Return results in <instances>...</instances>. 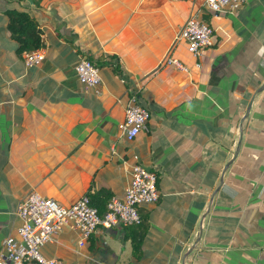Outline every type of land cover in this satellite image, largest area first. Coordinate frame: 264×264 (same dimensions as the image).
<instances>
[{
	"label": "crops",
	"instance_id": "0c3cea01",
	"mask_svg": "<svg viewBox=\"0 0 264 264\" xmlns=\"http://www.w3.org/2000/svg\"><path fill=\"white\" fill-rule=\"evenodd\" d=\"M204 4L0 0V254L27 192L64 205L101 186L122 196L137 156L159 190L145 205L142 257H131L124 228L101 225L80 246L78 232L64 227L43 255L65 264H264V0L220 12ZM13 6H28L42 29L37 64L17 52L7 27ZM192 15L214 27L213 44L198 55L178 38ZM169 52L187 68L162 64ZM99 54L119 66L99 65L96 92L75 63ZM132 87L151 111L147 127L126 140L118 122Z\"/></svg>",
	"mask_w": 264,
	"mask_h": 264
},
{
	"label": "built area",
	"instance_id": "2783aa9c",
	"mask_svg": "<svg viewBox=\"0 0 264 264\" xmlns=\"http://www.w3.org/2000/svg\"><path fill=\"white\" fill-rule=\"evenodd\" d=\"M246 0H205L206 12L233 10ZM178 38L186 42L187 49L198 55L201 49L214 42L212 24L196 15L188 17L182 24ZM44 58L39 48L24 51L23 60L31 66ZM162 64L174 65L186 69V64L172 53H167ZM77 78L86 86L99 91L101 76L99 66L85 56L75 63ZM124 117L118 122V129L126 140H132L140 129L147 127L149 112L140 102L138 89H130ZM159 197L157 174L147 168L139 157L134 156L130 165V180L122 196H113L107 203L106 210L100 214L89 203L87 193L82 194L69 205H64L51 196L40 194L36 190L27 192L16 205V214L20 223L13 233L3 239V252L0 264H65L58 257H46L41 246L54 239L64 227L78 232L77 244L82 245L98 226L106 228L119 227L139 220V205L156 201Z\"/></svg>",
	"mask_w": 264,
	"mask_h": 264
},
{
	"label": "trees",
	"instance_id": "16d2710c",
	"mask_svg": "<svg viewBox=\"0 0 264 264\" xmlns=\"http://www.w3.org/2000/svg\"><path fill=\"white\" fill-rule=\"evenodd\" d=\"M19 1V0H18ZM39 1V0H33ZM8 15L7 27L12 38L17 40V52L21 54L24 51L39 48L43 45L42 29L40 28L37 19L28 10V6H13L6 9ZM207 20V17H204ZM96 65L103 63L112 65L115 70H118V63H107L104 61V54H99L97 57L92 55H85ZM140 102L145 106L148 112L151 107L144 100L141 89H138ZM158 180V179H157ZM89 203L97 208V211L102 214L106 208L108 201L114 196L113 191L109 187L101 186L91 190H87ZM139 220L124 226V238L129 239L131 243V257L139 260L143 255V244L149 228V214L145 205H139Z\"/></svg>",
	"mask_w": 264,
	"mask_h": 264
},
{
	"label": "water",
	"instance_id": "95a60500",
	"mask_svg": "<svg viewBox=\"0 0 264 264\" xmlns=\"http://www.w3.org/2000/svg\"><path fill=\"white\" fill-rule=\"evenodd\" d=\"M28 1H32V0H28ZM263 88H264V83L257 88V91H260ZM249 108H250V105L247 106V108H246V110H245V112H244V114L242 116V119L245 118L248 115ZM240 134H241V129H240ZM240 140H241V137H239V139L237 141V145H236V149L234 151V154H236V152H237V149H238L239 144H240ZM230 162H231V160L226 163V165L224 166V169L229 165ZM221 181H222V177H220V184H221ZM198 238H199V235L195 238L193 243L186 249L185 253L183 254V258L193 249V247L195 246ZM182 264H184V262Z\"/></svg>",
	"mask_w": 264,
	"mask_h": 264
}]
</instances>
